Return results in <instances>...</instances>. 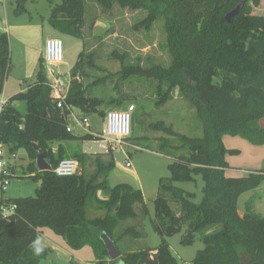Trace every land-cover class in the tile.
I'll return each instance as SVG.
<instances>
[{"label": "trees", "instance_id": "obj_1", "mask_svg": "<svg viewBox=\"0 0 264 264\" xmlns=\"http://www.w3.org/2000/svg\"><path fill=\"white\" fill-rule=\"evenodd\" d=\"M29 0H14L13 14L28 12ZM50 12L47 22L62 35L83 38L86 3L93 1L104 10L114 4L143 9L141 21L151 26L163 18L166 46L170 54L168 65H154L146 70H132L154 79L157 105H163L177 94L189 100L202 120L203 133L189 137L176 132L172 125L159 120L151 124L163 131L158 150H172L168 164L170 176L159 180L154 199L152 226L159 235L156 247L126 251L118 246L124 238H141L135 224L120 222L137 219L136 204L144 206L143 193L127 182L110 185L109 173L115 161H96V169L88 178L83 174L57 176L52 170L39 171L36 158L42 154L51 167L67 156L64 146L54 152L52 141L98 140L85 133L75 135L66 130L65 115L53 103L50 87L40 57L34 81L8 98L9 104L0 115V142L10 152L24 149L30 162L27 169L39 180L34 196L0 198V264H39L52 255L50 248L35 244L38 229L47 227L61 236L72 251L91 247L95 264H180L171 254L167 237L182 233L180 244L192 245L196 233H201L203 248L189 264H264V217L255 212L252 199L238 212V199L244 192L264 182V170L250 171L241 177L227 176L225 160L228 149L222 136H240L252 144H264V0H47ZM240 1L241 11L231 23L224 15ZM230 42V43H229ZM8 34L0 30V94L10 70ZM90 56L79 53L72 75H86L84 65ZM124 76L127 71H120ZM96 82V81H95ZM95 82L92 84L94 85ZM90 85L73 79L66 104L81 112L103 117L100 108L106 101L87 94ZM14 102H23L22 113ZM122 98H110L108 103L120 106ZM176 141V142H175ZM80 163L84 153L74 152ZM202 179V197L193 201L194 193L175 186V182ZM2 191V190H1ZM100 191L103 198L97 196ZM176 206L173 209L170 205ZM14 206L2 215L3 208ZM88 208L102 210L91 216ZM105 233L117 246L121 256L109 260L100 235ZM68 264H78L70 260Z\"/></svg>", "mask_w": 264, "mask_h": 264}, {"label": "rangeland", "instance_id": "obj_2", "mask_svg": "<svg viewBox=\"0 0 264 264\" xmlns=\"http://www.w3.org/2000/svg\"><path fill=\"white\" fill-rule=\"evenodd\" d=\"M2 0H0L1 2ZM56 1V0H55ZM58 2V0H57ZM47 0H35L26 4L28 12L22 16H13L11 4L6 3L5 8L10 12L7 23L0 24V30L4 31L6 26H12L8 38L10 39V70L4 80L2 98L8 99L13 94L19 92L25 85L34 81L38 70V62L43 55L44 43L47 37H59L63 42V61L61 71L71 70L81 52L84 56H90L91 63L84 65L86 75H79V81L83 85H90L87 94L97 97L106 102L100 107L105 113L110 110L125 109L134 105L131 114V135L126 138L122 147L115 151H105L100 148L99 140H60L52 141L50 146L54 152L59 145L64 146L68 154L74 152L84 153L83 162H79L78 173L89 177L96 169V161L108 163L111 159L115 161L114 169L108 175L110 185L120 182L131 183L138 187L144 197V205L147 212H143L144 206L137 207V219L120 222L118 231L125 225L135 224L142 232L140 240H124L118 242V246L126 251L128 248H147L155 247L159 244L160 237L154 231L152 220H154V199L157 196L159 180L167 179L170 176L168 164L172 162L173 156L180 152L170 149L165 151L158 150L159 137L164 136L163 131L153 129L151 124L159 120L181 134L189 137H199L203 133L202 120L197 115L195 108L189 100L182 98L174 91L173 97L163 105H157L156 84L157 82L137 73H130L132 70H146L154 65H168L170 54L166 46V35L163 18L159 17L149 27L141 24L146 16L143 9L121 7L117 3L112 8L104 10L100 5L93 1L86 4L88 11L83 24V38L77 39L73 36L62 35L49 25L42 18L48 16L50 7ZM14 19H19L18 21ZM13 21V22H12ZM39 25L32 28V38L36 40L37 47L36 59L29 60L24 55V45L19 40L27 37L24 32H19L18 25L25 24ZM17 27V28H15ZM40 29L41 32L39 31ZM21 35V36H20ZM121 70L127 73L122 76ZM130 71V72H129ZM96 81V82H95ZM95 82L93 85L92 83ZM110 98H122L120 106L108 103ZM20 111L25 113V108ZM73 112L76 118L88 116L91 123V131L100 132L104 126L103 117L96 113L91 115L81 112L74 107ZM65 126L70 127L75 135L84 134V129L80 128L77 121L72 116L64 118ZM224 146L228 149L225 153V160L229 168L225 170L227 176L241 177L250 171L264 170V144H252L240 136L224 134L222 136ZM176 142V141H175ZM15 156L11 158L16 168V176L9 180V184L1 191L0 198H18L34 196L35 189L39 185V180L34 178V173H30L27 166L30 159L24 149L13 152ZM131 162V167H125L127 157ZM73 157L66 156L65 158ZM175 186L188 192L194 193L193 201H199L202 197L203 182L199 175L195 176L193 182H175ZM98 198L103 195L97 192ZM248 199H252L254 210L264 217V182L257 188L244 192L239 200L238 207L243 210L244 204ZM173 209L176 208L170 202ZM88 213L101 215L102 210L88 208ZM48 236L59 247L53 256L42 259L39 264H67L68 255L71 252L73 260L81 264H95L94 253L89 246H85L78 251H71L65 245L63 238L54 235L50 229L43 228ZM182 233L175 234L169 238L172 250L179 254V263L190 262L192 256L203 248L200 239L201 233H196L195 240L190 246H182L179 241ZM137 250V249H135ZM181 251L180 252H177ZM134 251V250H132ZM191 258V259H190Z\"/></svg>", "mask_w": 264, "mask_h": 264}, {"label": "built area", "instance_id": "obj_3", "mask_svg": "<svg viewBox=\"0 0 264 264\" xmlns=\"http://www.w3.org/2000/svg\"><path fill=\"white\" fill-rule=\"evenodd\" d=\"M42 58L47 84L50 87V96L56 107L61 109V111L67 110L68 113L65 117L72 116L79 127L84 129L85 133L98 136V140L101 142V149L115 151L119 149L118 147L121 148L124 140L131 135V114L134 110V105L132 104L125 109L107 111L103 117L104 126L102 130L100 132L91 131V123L88 116L76 118L73 112L74 107L66 104L71 81L73 79L78 80L79 76H73L70 69L65 72L61 71V66L65 62L63 61V42L59 37H48L45 39ZM8 104L9 100L0 96V115ZM66 130L72 133L70 127H66ZM13 156L15 154L10 152L4 143L0 142V181L2 183V191L9 184L10 178L17 175L16 168L11 161ZM125 167H131L128 157L125 160ZM78 169L79 162L73 157L63 158L55 167H51V170L57 176L76 175L79 174ZM14 208V206L3 208L2 215L10 214ZM183 264L189 263L184 262Z\"/></svg>", "mask_w": 264, "mask_h": 264}, {"label": "crops", "instance_id": "obj_4", "mask_svg": "<svg viewBox=\"0 0 264 264\" xmlns=\"http://www.w3.org/2000/svg\"><path fill=\"white\" fill-rule=\"evenodd\" d=\"M35 0H29L28 2H34ZM10 3L11 4V11L10 12H12L13 13V3H14V0H2L1 2H0V24L1 23H4V21L7 23V20H8V18L10 17V12L8 11V9L7 8H5V5H6V3ZM27 2V3H28ZM26 3V4H27ZM49 5V4H48ZM50 7V6H49ZM26 8H27V6H26ZM27 11H28V8H27ZM49 15V14H48ZM13 16H15L14 14H13ZM22 16V15H21ZM18 17H20V16H18ZM47 17L48 16H46V17H43L42 19L44 20V21H47ZM14 20H16V21H18L19 19H14ZM13 22V21H12ZM19 26V28H20V31L19 32H24L26 35H27V37L25 36V37H23V38H20L19 40L23 43V45H24V55L29 59V60H35L36 59V47H37V44H35L36 43V40L34 39V38H32V36H33V33L35 32V31H33L32 30V28H34L35 26H37V27H39V25H34V24H29V23H27V22H25V24H21V25H18ZM15 28H17V27H15ZM11 29H12V26H10V25H8V26H6V28H4V31L5 32H7V34H9V32H11ZM41 30L42 29H40L39 31L41 32ZM57 32V31H56ZM9 36V35H8ZM21 36V35H20ZM48 38V37H47ZM9 42H10V39H9ZM23 89V88H22ZM22 89L20 90V91H22ZM12 105H14V106H16V107H19V108H21V107H23V108H25L24 107V103L23 102H14ZM72 154H68L67 153V156H71ZM129 184H131V183H129ZM132 185V184H131ZM134 188H136V189H139L138 187H136V186H134V185H132ZM192 193V192H191ZM243 194V193H242ZM241 194V195H242ZM240 195V196H241ZM240 198V197H239ZM239 200V199H238ZM249 200V199H248ZM247 200V201H248ZM246 201V202H247ZM196 202V201H195ZM198 202V201H197ZM245 202V203H246ZM141 204H136L135 205V208L137 209V207L138 206H140ZM135 209V210H136ZM244 211H245V204H244V207H243V210H240V208L238 207V212L240 213V214H243L244 213ZM256 212V211H255ZM138 213V212H137ZM43 228H47V227H43ZM43 228H39L38 229V234H37V236H36V240H35V244H36V246L37 247H39V248H50V249H52V251H53V253H52V255L51 256H53V254L57 251V248H59V249H63L62 247H59L58 246V244H55V243H58V242H53L51 239H50V237L48 236V234L49 233H46V231L43 229ZM49 229V228H48ZM155 231V230H154ZM51 232H52V230H51ZM53 233V232H52ZM54 234V233H53ZM54 235H56V234H54ZM56 236H58V235H56ZM58 237H61V236H58ZM62 238V237H61ZM169 238H171V237H167L166 239H167V242H168V244H169V247H170V251H171V254L177 259V260H179V257H182V256H179V254L177 253V254H175V252L172 250V247H171V244L169 243ZM200 239H201V237H200ZM64 240V239H63ZM124 240H132L133 242L134 241H136V240H140L139 238H129V239H124ZM160 241V240H159ZM64 242H65V240H64ZM180 242V241H179ZM65 245L67 246V244H66V242H65ZM190 246V245H189ZM68 247V246H67ZM156 247V246H155ZM69 248V247H68ZM151 248H153V247H151ZM130 251H132V250H135V249H139V248H128ZM69 250H71L70 248H69ZM72 251V250H71ZM78 251V250H77ZM74 252V251H73ZM177 252H180V253H182L181 251H178L177 250ZM65 253H67V255H68V262L70 261V260H73L71 257L73 256V254L71 253V252H66L65 251ZM196 254V253H195ZM195 254L192 256V259H193V257L195 256ZM50 256V257H51ZM191 259V258H190ZM76 261V260H75ZM77 262V261H76ZM40 263V262H39ZM82 263V260L80 261V262H78V264H81ZM184 263V262H183ZM187 263H189V262H187ZM68 264V263H67Z\"/></svg>", "mask_w": 264, "mask_h": 264}, {"label": "water", "instance_id": "obj_5", "mask_svg": "<svg viewBox=\"0 0 264 264\" xmlns=\"http://www.w3.org/2000/svg\"><path fill=\"white\" fill-rule=\"evenodd\" d=\"M243 4H244V1H240L233 9H231L229 12H227L224 15V20L227 23H231L234 16H236L241 11ZM35 164H36V168L39 171L51 170L50 163L46 161V159L43 157L42 154L37 155ZM100 238L103 241V244L107 251V256L109 260H115L121 256V252L118 250L115 243L105 233H102L100 235Z\"/></svg>", "mask_w": 264, "mask_h": 264}]
</instances>
